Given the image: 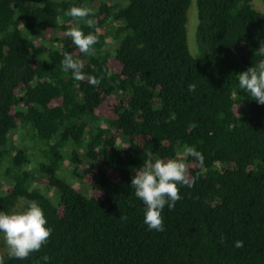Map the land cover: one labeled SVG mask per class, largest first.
I'll use <instances>...</instances> for the list:
<instances>
[{"label": "trees", "instance_id": "obj_1", "mask_svg": "<svg viewBox=\"0 0 264 264\" xmlns=\"http://www.w3.org/2000/svg\"><path fill=\"white\" fill-rule=\"evenodd\" d=\"M250 2L194 0L191 55L190 0H0V168L7 158L11 176L0 212L34 200L52 229L39 252L24 260L4 252L5 264H45V255L47 264H264V104L238 82L264 59L256 54L264 13ZM72 6L93 9L94 27L79 25L98 37L93 56L65 35ZM65 53L101 83L63 71ZM17 127L46 145L37 176L22 169L25 149L4 153ZM185 146L204 155L203 166L183 155ZM147 152L183 159L197 177L192 188L180 186L174 209L165 206L163 232L148 230L131 188ZM83 159L95 168L77 169ZM63 160L87 196L56 175ZM32 181L57 191V203Z\"/></svg>", "mask_w": 264, "mask_h": 264}, {"label": "clouds", "instance_id": "obj_2", "mask_svg": "<svg viewBox=\"0 0 264 264\" xmlns=\"http://www.w3.org/2000/svg\"><path fill=\"white\" fill-rule=\"evenodd\" d=\"M93 9L88 6H72L64 15L71 17L75 22L65 33L70 37L72 43L80 53L88 56L95 55L94 45L98 43V37L93 33L85 34L79 26L83 23L93 28L95 21L91 19ZM258 56L264 57V47H258ZM63 71H71L72 78L77 81L87 79L92 86H98L102 77L85 76L82 71V61L74 59L71 53H65L61 61ZM239 87L249 93L258 103L264 104V59L258 61L255 67L238 73ZM189 92L196 90V84L188 86ZM185 157H191L196 163L203 166L204 155L194 147L185 146L183 150ZM147 160L140 167L131 179V188L134 189L136 198L145 205L144 223L148 230L157 232L165 231L164 217L162 212L167 206L169 210L174 209L180 196V186L192 188L197 179L189 172V167L183 159H153V153H146ZM126 220V216H120ZM47 220L43 209L34 200L26 201L23 211L5 213L0 212V235L6 246V255L9 259L24 260L32 253L39 252L44 246L52 232L46 227ZM223 243V237H221ZM234 247H244L242 240L234 242ZM49 257H43L47 264ZM0 264H5V254L0 253Z\"/></svg>", "mask_w": 264, "mask_h": 264}, {"label": "rangeland", "instance_id": "obj_3", "mask_svg": "<svg viewBox=\"0 0 264 264\" xmlns=\"http://www.w3.org/2000/svg\"><path fill=\"white\" fill-rule=\"evenodd\" d=\"M99 0H92L91 5L94 7ZM251 6L258 10L261 13H264V6L260 0H251ZM197 24L196 18V11H195V3L194 0H190V4L186 10V20L184 23L185 29V39L187 44V49L191 55L196 53V42H195V28ZM107 43H115L113 39L108 37ZM104 125V124H102ZM27 131V130H26ZM25 132V131H24ZM12 141L8 145H6L5 154H13L15 149H25V152L28 153L29 163L22 167V169L28 168L31 169V173L37 176L38 172L36 170V164L39 162H47V157L45 155L46 145L41 143L32 133L28 130L27 133H23L21 127H17L16 131L13 132V137L11 138ZM10 141V140H9ZM13 145V146H12ZM121 145V144H120ZM9 147V148H8ZM69 147L67 146L66 149ZM67 151V150H66ZM64 152V150H62ZM68 162V161H67ZM63 165L60 166L59 170L56 172L58 177L63 178L67 183L71 184L74 188H76L80 193L83 195H88L89 193V186L78 179L77 177L71 174L72 167L70 164H67L63 160ZM9 166L7 162V158L2 160V166L0 168V192H2L11 182V176H7L3 173L4 166ZM82 166L95 168L94 165L83 159L81 164L77 166V169L81 168ZM32 187H36L41 192L46 194L53 204H56L58 201V193L57 191L53 190L52 188H46L45 185L42 184H34V181L31 182ZM6 252V246L3 243L2 235H0V253Z\"/></svg>", "mask_w": 264, "mask_h": 264}]
</instances>
